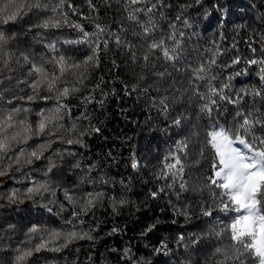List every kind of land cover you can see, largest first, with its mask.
Here are the masks:
<instances>
[{"label": "trees", "instance_id": "trees-1", "mask_svg": "<svg viewBox=\"0 0 264 264\" xmlns=\"http://www.w3.org/2000/svg\"><path fill=\"white\" fill-rule=\"evenodd\" d=\"M39 2L46 6L25 7L16 21L2 25L11 39L4 57L8 63L0 62L4 81L0 109H29L17 119H24L33 130L40 119L37 114L53 107L55 101L26 99L32 95L28 83L36 78L28 75L30 62L59 75L58 68L49 63L53 57L63 55L80 62L91 54L87 43H66L82 36L71 25L80 24L92 33L99 24L105 35L99 66H87L83 83H79V74L84 69H78L65 73L57 85L79 91L64 100L69 111L62 120L53 121V125H62L53 130L65 139L80 138L85 146L53 144L52 149H59L62 157L52 155L56 167L47 177L43 176L47 160L25 164L20 171L13 166L0 176V264H15L18 249L34 248L50 230H76L92 239H76L58 251L49 250L62 243L57 240L33 251L22 264H218L223 257L214 255L216 248H227L229 256L234 255L226 226L236 213L218 210L220 190L207 179L214 171L205 133L214 124L235 133L237 112L264 118V95L253 94L264 92L262 65L248 63L264 60V0H147L131 6L152 8L137 13L139 23L128 19L127 0H91L94 7L89 0H65L56 12L51 9L58 0ZM5 3L8 0H0V6ZM34 3L14 0L13 7ZM52 18L60 20L61 27H37ZM65 18L68 23H63ZM144 27L151 31L145 34ZM117 36L122 44L115 42ZM103 39L108 40L106 49ZM160 40L173 59H166L160 50L149 51L148 45ZM24 55L30 62H25ZM211 59L216 62L208 68ZM201 65L206 69L203 73L198 71ZM211 88L225 98L212 96L216 104L209 115L201 109ZM39 94L53 95L43 85ZM73 123L75 131H66ZM81 132L85 134L80 136ZM256 135L264 132L257 128ZM185 138L186 155L176 151L177 141ZM44 139L34 136L20 146L30 150ZM170 153L181 156L187 191L179 188L183 182L179 178L173 188L165 187L172 182L171 172L168 179L161 178L167 171L165 163L174 162L165 160ZM45 155H51V150ZM41 180L50 181L55 196L44 193L27 199L21 195L18 200L23 203L9 201L14 190L23 193L32 182ZM65 190L73 200L85 193L103 194L81 217L83 224L73 220L75 229L66 221L72 220L79 207L65 199ZM153 192L158 195L153 197ZM206 210L212 215H203ZM33 226L41 231L30 235ZM222 228L223 235L217 236ZM240 259L243 264H258L251 254Z\"/></svg>", "mask_w": 264, "mask_h": 264}, {"label": "snow or ice", "instance_id": "snow-or-ice-1", "mask_svg": "<svg viewBox=\"0 0 264 264\" xmlns=\"http://www.w3.org/2000/svg\"><path fill=\"white\" fill-rule=\"evenodd\" d=\"M65 0H58V3L52 7V11L56 12L58 9L63 8ZM147 3V0H127L125 5L128 11V19L139 23L137 13L151 12L152 8H132V5H138ZM14 0H8L3 6H0V62L7 65L8 61L4 59L6 55V46L11 39L9 35L3 30L2 25L14 22L18 16L22 15V11L25 7L41 8L46 5H42L39 0H35L34 4L21 5L13 7ZM90 7H94L89 0ZM69 7L72 5L69 4ZM155 5H153V8ZM179 18V17H178ZM63 23H68L65 18ZM72 27L79 29L82 33L81 39L76 41H66V43H87L90 46L89 55L85 56L80 62H72L71 58H66L60 55L58 58L53 57L49 61L53 65V68H58L59 75L49 74L43 64L36 62H30L29 56L24 55L25 62H30L31 67L29 69V76L35 75L28 86L32 89V95H28L26 99L33 101L34 99L42 100H54L55 105L49 109L42 110L37 115L40 117L35 129L33 130L31 125L27 124L24 119H17L20 113H27L29 109L16 107L5 112L0 109V176L8 174V170L13 166H17V171H20L23 165H32L34 161L47 160V168L43 172V176L47 177L53 172L56 167L55 162L52 160V155L56 157H62V153L59 149H52V145L58 141L68 145L80 144L85 146L83 140L80 138H67L64 135H56L54 128L62 127V125H53V121L62 120L63 116L69 111L68 105L64 103L71 94L79 91L76 87H63L59 88L57 85L62 83L65 78V73L75 72L78 69H84V72H80L79 83H83L86 79L85 72L87 66L92 63L94 66H99V54L101 52V39L105 35V29L99 24L96 25V31L89 33L84 31L80 24L71 25ZM42 28H59L61 27V21L55 18L45 20L43 24L37 25ZM151 31L150 28L144 27V33L147 34ZM108 35H111L110 33ZM95 37V39H93ZM172 38H175L174 36ZM117 44H122L123 41L119 36L116 37ZM164 41L153 42L148 45L149 51L160 50L166 59H173L174 57L169 54V51L164 46ZM53 47L54 50V46ZM108 47V40L103 39V48ZM255 52V49H253ZM135 57V53H133ZM145 60L149 59L146 54ZM215 59H211L208 68L215 64ZM233 63H239V60H234ZM249 64L262 65L260 72L261 81H264V60L252 59L248 61ZM195 71V70H194ZM200 73L206 71L205 66L201 65ZM163 75V73L161 74ZM240 75V73H237ZM199 79H203V75L198 76ZM214 78V77H213ZM4 81L0 79V86ZM27 83V82H26ZM44 86L48 93L53 95L41 96L39 90L41 86ZM229 87V85H224ZM254 95H264L262 91H256ZM212 96H219L221 99L225 97L215 89L211 88L207 97L208 102L205 103L201 111H207L210 115L213 111V105L216 104V100L212 99ZM202 99L204 97H201ZM0 99H3V91L0 90ZM23 99V98H22ZM235 103L236 101H231ZM11 103V100H9ZM102 103V102H101ZM163 103V101H161ZM166 107V105H165ZM236 117H239L238 130L233 133L230 129H225L220 125H212L210 130L206 131V146H210L212 154V169L214 175L207 177L210 186H214L219 189L220 204L218 210L226 213H236L231 219L230 223L226 226L230 230V241L232 242L229 247L234 251V255L229 256L227 248H216L214 255H221L223 259L218 261V264H243L240 257L245 254H251L258 260V264H264V135H256L257 128L261 132H264V118L261 116L253 117L252 113L245 115L242 112H237ZM84 119H87V114H84ZM179 124L180 121H175ZM50 125H52L50 127ZM76 124L73 123L70 129L66 131H75ZM92 131H99L97 128H92ZM85 133L81 132L80 136ZM198 135V133H193ZM46 137L41 143L36 144L30 150L27 147L20 145H27L28 141L33 137ZM188 144V138L177 141L176 151L177 153L185 154ZM51 150V155H45V152ZM69 155H75L69 152ZM203 154V153H202ZM173 159L174 162L165 163L164 167L167 171L162 173V179H168V173L171 172V183L165 185L167 188H173L176 185V181L179 178L181 181L179 188L182 191H187V181L183 180L184 164L182 163L181 156L176 153H170L169 157L165 160ZM5 161L7 166L5 167ZM79 167V164L76 165ZM179 166V167H177ZM133 167L136 164L133 163ZM160 191H164L161 188ZM44 193H50L55 196L56 193L51 187L49 180H41L32 182V186L28 187L25 192L20 193L19 190H14L8 195V199L11 202L23 203V200H18L19 196H24L27 199H32L34 196H42ZM102 193H85L79 200H73V197L67 190L64 191L65 199L74 203L79 207V212L72 213V220L66 221L67 224L72 225L75 229L73 220L80 224L84 221L81 218L83 215H87L89 211L95 206L96 201ZM153 197L158 195L157 192L151 193ZM214 197L216 193H213ZM123 203V202H121ZM47 207V205H45ZM115 210V209H114ZM51 211V209H49ZM203 215L211 216L212 212L206 210ZM154 227V225L152 226ZM151 230V228L149 229ZM41 230L36 226H33L29 230V234L39 233ZM116 229H113L115 232ZM225 229H221L217 236H222ZM92 239L88 233H81L76 230H70L67 232L50 230L47 232V237H41L40 243L36 244L31 249H18V255L15 257V264H22L27 257L33 254V251L39 252L41 249L48 248L50 243L62 239V243L56 248L49 250L58 251L62 247H66L69 243L76 239ZM239 245V247H237ZM243 249V251H241Z\"/></svg>", "mask_w": 264, "mask_h": 264}]
</instances>
